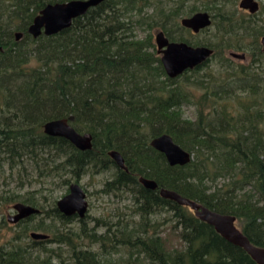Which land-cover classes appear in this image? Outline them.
Wrapping results in <instances>:
<instances>
[{"label": "trees", "instance_id": "16d2710c", "mask_svg": "<svg viewBox=\"0 0 264 264\" xmlns=\"http://www.w3.org/2000/svg\"><path fill=\"white\" fill-rule=\"evenodd\" d=\"M63 1L0 0V166L25 174L30 183L49 177L66 187L88 168L114 166L102 190L134 191L132 214L139 218L102 220L105 229L97 232L84 217L65 215L54 200L45 209L33 191L0 192V228L20 226L0 244V264H116L106 255L121 248L126 264H258L188 206L161 196L158 187L234 214L251 242L264 246V25L258 24L264 0L252 14L239 12L240 0H203L201 8L189 9L188 14L212 12L217 38L207 42L210 57L176 76L166 73L151 29L161 27L171 39L168 18L183 15L192 0H167L172 6L161 0H104L55 33L27 31L46 4ZM151 5L154 13L146 14ZM143 24L149 32L137 38L133 28ZM15 31H22L18 39ZM228 49H248L250 60L234 61L225 55ZM183 103L195 105L194 120L182 115ZM64 116L77 130L92 133L91 148L43 131L46 120ZM163 132L192 153L190 161L169 164L150 145ZM112 148L121 152L127 170L108 154ZM139 175L158 187H145ZM218 177L224 178L220 185L214 184ZM16 201L41 211L11 223L1 210ZM164 208L180 227L181 249L168 251L150 219ZM40 213L52 220L35 229L49 236L33 238L27 222Z\"/></svg>", "mask_w": 264, "mask_h": 264}, {"label": "water", "instance_id": "95a60500", "mask_svg": "<svg viewBox=\"0 0 264 264\" xmlns=\"http://www.w3.org/2000/svg\"><path fill=\"white\" fill-rule=\"evenodd\" d=\"M104 0H67L46 4L29 24L27 31L34 36L40 33L52 34L72 23V20L87 13L90 8L96 7ZM238 7L255 13L259 10L258 0H240ZM212 22L207 11H197L190 16L180 19L181 25L190 28L193 32L209 26ZM22 31H15L18 39ZM262 49L264 50V35L260 37ZM155 43L157 52L160 54L161 63L169 76H176L187 68L200 64L213 53V48L207 45H193L183 40H170L162 29L155 32ZM1 49V46H0ZM229 54L236 58H245L244 52L230 50ZM43 131L50 135H58L67 138L80 149L92 147L93 135L90 131H79L69 121L68 117H58L46 120ZM149 143L155 149L164 153L169 164H185L192 158V153L177 143L171 134L167 132L153 136ZM108 154L121 168L127 170L124 157L117 149H109ZM139 181L147 188L158 187L156 180L139 175ZM159 194L172 199L179 204L186 205L195 216L212 225L214 229L226 240L241 246L258 264H264V246L256 245L236 224V216L231 213L219 212L209 208L201 202L182 195L178 191L158 187ZM57 208L65 215L77 214L84 217L88 208L86 191L78 181H73L68 186V191L56 200ZM12 212L6 214L9 222L15 223L31 214L39 213V207L16 201L11 204ZM30 236L33 238H46L49 234L32 230Z\"/></svg>", "mask_w": 264, "mask_h": 264}, {"label": "rangeland", "instance_id": "374dc122", "mask_svg": "<svg viewBox=\"0 0 264 264\" xmlns=\"http://www.w3.org/2000/svg\"><path fill=\"white\" fill-rule=\"evenodd\" d=\"M165 5H174L173 2L168 3L167 0H161ZM192 3H188V7L186 6L185 11L183 15H180L176 18L169 17L166 23V27L168 28L167 34H169L174 40H180V37L187 39V43L193 44V45H208L207 42L216 40L217 38V28L214 23H211L209 26L201 29L198 32H192L190 29L186 30L184 29L180 23V18L189 16L191 14H188V10L191 9L194 5H197L199 8L202 7L203 0H192ZM195 2V3H194ZM239 3V2H238ZM260 6V5H259ZM155 5H151L150 7H147L145 9L146 14H153L154 13ZM237 8L240 11L243 9H240L237 4ZM171 9V7H170ZM202 11V10H199ZM247 12V10H244ZM169 12V11H167ZM211 14L212 12L207 11ZM263 20H259L258 24L264 25V14L260 15ZM213 20V19H212ZM158 29H162L161 27H153L151 29L152 35H153V43H154V49L157 51V46L155 43V32ZM163 30V29H162ZM133 31L137 38H143L146 36V34L149 32V28L146 24H143L142 26H135L133 28ZM251 39H246L245 42L250 41ZM260 46L261 42H260ZM212 47V46H210ZM230 50L237 51V52H244L245 58H236L234 56H231L229 54ZM228 49L225 53L227 57H230L232 60L237 62H247L250 60V52L248 49ZM158 54V53H157ZM214 61H217V57L213 59ZM212 64H214L212 62ZM204 71V69L201 70V72ZM264 73V70H263ZM181 112L182 115L190 120H194L197 115V109L194 104L192 103H183L181 105ZM116 172V168L114 166L100 169V168H88L87 173L82 174L81 177H79L78 182L82 185V187L86 191V196L88 200V208L86 211V214L84 216V220L87 221L88 226L93 227L96 226L97 232H102L105 229V225L101 223V221L105 222H113L116 221L117 218H123L125 216H134L135 220H138L137 214L133 213V207H134V191L125 190V189H118V190H111V191H103L102 188L104 187V184L107 180H110L113 178L114 174ZM28 175V174H27ZM224 178L218 177L216 181L217 185H220L222 183V180ZM58 180V179H57ZM54 181V179H51L49 177L44 178L42 182L40 181H32L31 183L26 180L25 174H17L16 171H11L7 165L0 166V192H8L10 190H18L20 192L25 191H33L37 196H39L41 201H44L41 203V205L44 206L45 209H49L51 206V201L56 200L61 197L63 194H65L68 191V187L66 185L61 184L59 182ZM71 180H74L72 178ZM53 182V183H52ZM72 182V181H71ZM210 183V181H209ZM50 189V190H49ZM48 192V193H47ZM47 193L48 198L44 199L43 195ZM51 195V197H49ZM13 209L11 208V203L8 205H4V207L1 210V214L6 216L8 212H12ZM76 215V214H73ZM1 216V215H0ZM44 213L37 214L29 219V222H27V225L29 226V232L32 230H36L35 226L38 224V222L48 224L52 219L48 216V218H44ZM150 219L153 221L155 225L156 233L160 236V238L163 240L165 248L168 251H172L174 249H181L185 246V241L180 236V227L176 226V222L174 220V217L172 216L171 211L166 210L165 208L159 211H156L150 215ZM99 223L98 225L95 223ZM78 223V217L75 216L73 222L71 225L76 226ZM60 224V223H59ZM22 226V225H21ZM16 228H20V226H8L0 228V244L3 243L5 240H7L12 233L15 231ZM152 230V228H151ZM38 231V230H37ZM44 232V231H43ZM26 239V238H25ZM48 246L55 247L57 243H48ZM93 250H96L98 247L97 245L93 244L91 246ZM123 251H125L123 248L112 251V253L106 255V258H108L109 261L115 262L116 264H126L124 262V259L126 258L127 254H123ZM141 258V257H140ZM143 263H146V260H143ZM133 264V263H129Z\"/></svg>", "mask_w": 264, "mask_h": 264}, {"label": "flooded vegetation", "instance_id": "af4514ba", "mask_svg": "<svg viewBox=\"0 0 264 264\" xmlns=\"http://www.w3.org/2000/svg\"><path fill=\"white\" fill-rule=\"evenodd\" d=\"M196 12H197V11H196ZM193 13H195V12H193ZM193 13H192V14H193ZM192 14H191V15H192ZM209 14H210V13H209ZM189 16H190V15H189ZM210 16H211V14H210ZM185 17H187V16H185ZM182 18H183V17H182ZM180 19H181V18H180ZM211 19H212V16H211ZM189 29H190V28H189ZM190 30H191V29H190ZM191 31H192V30H191ZM199 31H200V30H199ZM192 32H193V31H192ZM167 37H168V36H167ZM168 38H169V37H168ZM169 39H170V38H169ZM170 40H174V39H170ZM183 41H184V40H183ZM157 53H158V52H157ZM158 55H159V57H160V54H159V53H158ZM195 66H197V65H195ZM195 66H194V67H195ZM194 67H192V68H194ZM187 69H189V68H187ZM187 69H185V70H187ZM117 165H118V164H117ZM118 166H119V165H118ZM119 167H120V166H119ZM86 194H87V193H86Z\"/></svg>", "mask_w": 264, "mask_h": 264}]
</instances>
